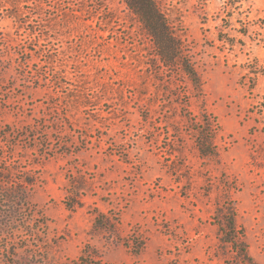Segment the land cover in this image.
Returning <instances> with one entry per match:
<instances>
[{
    "label": "rangeland",
    "instance_id": "obj_1",
    "mask_svg": "<svg viewBox=\"0 0 264 264\" xmlns=\"http://www.w3.org/2000/svg\"><path fill=\"white\" fill-rule=\"evenodd\" d=\"M154 2L201 92L126 0H0V264H240L230 207L264 264V0Z\"/></svg>",
    "mask_w": 264,
    "mask_h": 264
},
{
    "label": "trees",
    "instance_id": "obj_2",
    "mask_svg": "<svg viewBox=\"0 0 264 264\" xmlns=\"http://www.w3.org/2000/svg\"><path fill=\"white\" fill-rule=\"evenodd\" d=\"M129 8L135 12L143 22L147 33L153 39L159 56L165 66L171 67L180 65L182 73H184L193 83L198 92L202 90V82L200 77L195 72L192 65L184 60V51L181 42L173 32L169 21L160 13L154 0H126ZM256 77V73H250ZM258 74V73H257ZM249 76V75H248ZM246 76V78H248ZM255 79L250 78V83L255 86ZM264 101V99H263ZM251 114L258 115L255 119V130L258 129L264 133V102L253 107ZM204 137L208 136V131L201 132ZM206 143H199V152L202 157H215V148L210 143L211 139L206 138ZM224 225L221 229L223 233V242L230 246L240 261V264H257L251 257L248 250V245L245 240L244 229L237 222V214L234 207L227 209V214L224 215Z\"/></svg>",
    "mask_w": 264,
    "mask_h": 264
}]
</instances>
